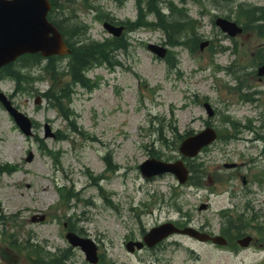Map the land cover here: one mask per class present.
Returning <instances> with one entry per match:
<instances>
[{
    "label": "rangeland",
    "instance_id": "1",
    "mask_svg": "<svg viewBox=\"0 0 264 264\" xmlns=\"http://www.w3.org/2000/svg\"><path fill=\"white\" fill-rule=\"evenodd\" d=\"M54 1L58 7H68L57 11L55 19L66 18L69 26L87 25L88 35L74 41L102 42L109 38L95 12L81 9L82 0ZM212 1L176 2V7L184 6L198 21L197 33L205 41H214L226 51L199 49L191 55L187 48L165 46L166 37L160 30L142 29L128 35V52L116 55L122 66L114 71L104 66L92 69L87 76L99 85L92 92L74 89L72 108L78 128L87 137L68 131L67 122L46 101L35 104L39 96L36 91L46 92L52 85L48 77L33 85L35 92L12 98L13 104L38 124L34 137H25L0 104V165L18 168L14 173H0V264H31L33 257H28L25 248L33 249L28 246L34 245L45 256L58 250L64 253L65 264H89L84 253L67 242L70 227L93 240L99 254L114 264H264V242L232 250L177 235L154 250L136 254L126 250L129 241L141 240L153 227L185 222L186 214L190 215L191 226L214 234H221L224 222H228L222 215L225 210L232 216L253 213L264 226V142L256 140V134L264 135V80L256 76L257 52L264 53V38L251 31L250 37L245 33L231 40L213 22L215 16L235 21L238 4L262 6L264 1L236 0L232 5ZM87 2L125 20L133 21L137 16L134 0L121 7L110 0ZM163 12L168 15L170 11ZM148 44L167 47L179 66L169 68L166 59L160 60L148 50ZM67 62L62 60L59 65L65 68ZM24 71L40 75L39 67ZM64 82L69 78H63L61 84ZM256 90L261 91L253 96L257 102L240 100V93L251 95ZM0 92L13 95L15 84L0 80ZM205 103L213 108V117ZM225 119L239 123V140H220L192 162L204 165L201 187H181L171 175L153 180L142 177L140 165L146 160L178 157L172 129L184 135L209 126L219 134L227 130L231 133ZM48 130L53 137H46ZM56 133H65L69 140L58 141ZM162 137L169 147L162 146ZM43 148L56 153L58 160ZM30 154L33 158L29 161ZM106 156L117 166L115 174L107 171ZM233 162L240 165L239 174L249 180L246 186L234 171L225 170L224 164ZM207 174L217 175L219 184L213 190L204 184ZM61 188L76 197L65 204L58 191ZM202 204H208V210L199 211ZM247 233L259 238L255 230Z\"/></svg>",
    "mask_w": 264,
    "mask_h": 264
},
{
    "label": "water",
    "instance_id": "2",
    "mask_svg": "<svg viewBox=\"0 0 264 264\" xmlns=\"http://www.w3.org/2000/svg\"><path fill=\"white\" fill-rule=\"evenodd\" d=\"M50 9L48 0H0V68L25 54L41 53L42 56L49 57L69 53L62 35L47 20ZM217 24L232 37L242 32L235 23L227 20L220 19ZM106 29L116 36L121 34V30L109 26H106ZM152 50L159 55H164L160 49L152 48ZM260 75H264V68L260 70ZM0 101L21 130L30 135L32 124L29 118L14 108L4 94H0ZM216 138V133L208 129L206 132L184 142L180 151L185 156L194 157L204 146L211 144ZM141 172L146 178L173 173L181 183H185L188 179V171L183 161H177L174 164L155 160L148 161L141 166ZM205 208L203 206L201 210ZM173 233L191 235L201 241L209 239L207 235H200L193 229L180 231L174 225L166 224L152 230L146 236L145 241L148 246L153 247ZM68 240L74 247L82 248L90 263L96 264L98 262L97 249L91 241L72 234L68 235ZM212 241L219 245L226 244V241L221 237H216ZM250 241L251 238H246L240 241V244L246 247ZM134 246H137L138 249L143 247L141 243H130L128 245L129 251L133 252Z\"/></svg>",
    "mask_w": 264,
    "mask_h": 264
},
{
    "label": "trees",
    "instance_id": "3",
    "mask_svg": "<svg viewBox=\"0 0 264 264\" xmlns=\"http://www.w3.org/2000/svg\"><path fill=\"white\" fill-rule=\"evenodd\" d=\"M145 0H138V7L140 9V16L139 20L136 25H134L133 28H136L137 26H142L146 28H150L152 25L149 24L145 17L149 13H154L156 17L158 18V24L157 27H160L162 30H164L167 38L168 43L172 46L175 45H187V42H184L182 39L185 38V36L188 34L190 29H193L192 33L194 36V44H198V40L196 38V34L194 32L195 30V22L194 21H185L182 20V16L178 15V18L175 20H167L166 17H164L161 12L158 9V1L159 0H146V9L147 11L142 12V4ZM56 7H54L52 16L50 17V20H55L53 17V14L56 12ZM242 17V16H241ZM243 18V17H242ZM258 20L263 21V24L258 26L259 34L264 37V10H261L259 19L252 18L251 21L247 20V24H255ZM55 24L58 26V28L63 32V34L66 37H80L86 35V28L83 26H69L67 24L68 19H62V20H55ZM188 39V37H187ZM76 44H80L78 46H75L72 49V55L70 56V66H71V77H72V83L81 84L83 87H86L87 89L91 90L94 87H96L97 84H92V82L85 76V73L93 66H104L108 65L111 68H115L116 65H120V63L116 60V53L118 52H126L128 50V43L125 39H117L113 41H106L103 43L100 42H92L90 44H86L83 41H80ZM23 60V67L33 66L35 64H39L41 62L40 56H25L22 58ZM171 61L174 62L172 66H175L177 64V61L173 60L171 58ZM51 67L47 70L48 74H51L53 82L56 84V75H58L56 66L54 64L55 60H50ZM264 62V59L263 61ZM0 75L4 77H9L13 79L16 83V92L24 93L27 90L28 81L30 80V76L23 74L22 71H20L18 68L16 69L14 65H11L7 68H5ZM31 82V81H30ZM69 85L65 88L61 89V86L58 87L57 84L53 85L52 89L47 93L44 94V97H46L48 103L50 106L56 110L59 111L60 114L64 115L65 119L70 122V126L72 129L77 130L76 122L73 120L74 112H71L69 109V103L71 101V94L68 93L69 91ZM247 101H253L249 97L245 98ZM66 102V103H64ZM73 120L72 122L70 120ZM229 124L231 125L233 130L237 129L236 122L230 121ZM182 138L181 136L179 137ZM164 142H162L163 146H167V141L163 139ZM109 166V170L111 172H116V168L113 169L110 161H107ZM203 165L199 166H193L190 164V170L193 173L192 178L190 179V183H196L197 177L201 174H203V171L201 170ZM5 170L8 171H14L16 168L12 167H6ZM67 199H70L72 196L71 193H68ZM37 255V262L39 264H58L59 259L55 257L49 259L48 263H45L43 259L39 258V252H34Z\"/></svg>",
    "mask_w": 264,
    "mask_h": 264
},
{
    "label": "bare ground",
    "instance_id": "4",
    "mask_svg": "<svg viewBox=\"0 0 264 264\" xmlns=\"http://www.w3.org/2000/svg\"><path fill=\"white\" fill-rule=\"evenodd\" d=\"M43 189H44V191H47V187H43ZM86 189H87V188L85 187V188L82 189V191H83V190H86ZM15 200H16V199H15ZM16 201H17V200H16ZM38 228H40V227H38Z\"/></svg>",
    "mask_w": 264,
    "mask_h": 264
},
{
    "label": "flooded vegetation",
    "instance_id": "5",
    "mask_svg": "<svg viewBox=\"0 0 264 264\" xmlns=\"http://www.w3.org/2000/svg\"><path fill=\"white\" fill-rule=\"evenodd\" d=\"M118 22V21H117Z\"/></svg>",
    "mask_w": 264,
    "mask_h": 264
}]
</instances>
